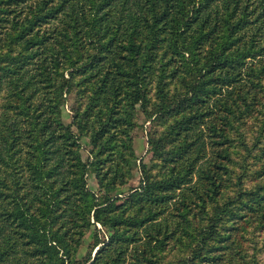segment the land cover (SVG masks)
Here are the masks:
<instances>
[{
    "label": "trees",
    "instance_id": "trees-1",
    "mask_svg": "<svg viewBox=\"0 0 264 264\" xmlns=\"http://www.w3.org/2000/svg\"><path fill=\"white\" fill-rule=\"evenodd\" d=\"M251 228L264 0H0V264H258Z\"/></svg>",
    "mask_w": 264,
    "mask_h": 264
},
{
    "label": "rangeland",
    "instance_id": "rangeland-1",
    "mask_svg": "<svg viewBox=\"0 0 264 264\" xmlns=\"http://www.w3.org/2000/svg\"><path fill=\"white\" fill-rule=\"evenodd\" d=\"M72 102H73V99L72 100L70 99L63 106V116L66 122H71L72 120V114H73L71 111ZM140 117H141L140 126L137 127L133 133L134 134V145H135L137 156L139 158L138 160L139 163L141 162V159L144 160L145 162H149L152 156L151 152L149 151V143H148L149 133L151 129L150 122L149 121L144 122L145 118L143 117V115H141ZM81 144H82V155L85 159H87L90 156V148H91L89 138L83 137L81 140ZM133 173H134L133 179H131L127 185L123 186L122 191L126 192L131 187L140 185L141 174H140L139 168H135L133 170ZM88 181H89V188L91 190L97 191L98 183L95 177L90 176ZM120 196L124 197L123 194H121ZM98 227L101 228V226H98ZM93 236H94V229L87 232L84 238V243L79 253L81 258L88 257L89 255H91V253H93L92 257H94L97 248L96 249L93 248V243H94ZM101 237H103V234H101ZM245 239L247 240L245 244L246 246L250 248V252L257 256L258 264H264V231H261V230L257 231L251 228L249 233L246 234ZM254 247L256 249H254Z\"/></svg>",
    "mask_w": 264,
    "mask_h": 264
}]
</instances>
